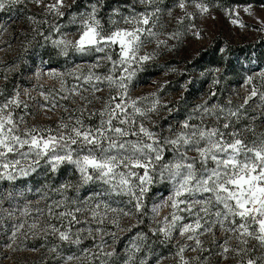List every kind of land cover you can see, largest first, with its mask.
<instances>
[{
    "label": "snow or ice",
    "instance_id": "1",
    "mask_svg": "<svg viewBox=\"0 0 264 264\" xmlns=\"http://www.w3.org/2000/svg\"><path fill=\"white\" fill-rule=\"evenodd\" d=\"M35 2L40 4L41 0ZM19 3L20 0H0V12L10 11ZM137 3L144 7L137 9ZM175 6L184 13L177 17V23L183 25L187 21L189 29L195 27L196 16L207 14L212 6L226 11L232 23L243 26L239 10L224 7L219 0L215 5L206 0H177ZM65 7L64 0H54V3L45 5L50 14L60 20L66 18L67 24L75 27L76 38H67V33L63 32L65 25L60 22L51 25L47 33L39 32V35L58 55L65 57L70 51L82 56L104 53L103 57H96L91 67L70 74L75 75L78 82L82 80L90 84L94 91H100L98 85L106 83L112 93L100 111L97 123H86L77 117L74 123H60L58 131L36 126L21 131L19 123L23 122L22 117L17 121L14 111L10 110V106L14 109L21 103L18 91L0 103V179L13 181L17 176L36 172L42 165L52 172L66 165L78 176L81 186L99 185V190L91 192L86 199L91 201L88 212L92 219L101 225L109 212L130 215L125 208L113 207L114 196L128 197L127 204L143 215L147 210L144 198L150 187L157 182H167L171 186L168 200L172 212L170 218L164 217L158 222V228L151 231L162 234L165 239H171L178 233L194 242V246L179 247L176 252L179 264H192L193 260L199 264V257H184L185 247L202 251L203 242L199 237L209 232L215 235L217 228L234 235L241 245L230 249L228 240L232 237L229 236L219 243L221 255L226 258L231 250L239 258L238 264H264V254L254 256L251 254L254 249L248 247L249 240L254 239L264 248V132L256 136L254 128H247L253 136L246 139L234 127L241 116L247 114L245 105L253 97H257L264 106V91H257L253 78L248 76L244 82L253 83V88L243 104L235 109L230 106L231 102L227 107L212 105V110L207 102L194 105L193 111L178 122L179 128L173 129L170 125L171 134L164 136L144 123L159 111L157 94L130 96L138 73L155 55L141 53L144 45L159 35L155 31L161 12L159 0H132L126 5L127 12L120 7L112 8L107 23L99 15V9L103 8L101 0L90 3L83 11H73L75 0L67 5V11ZM248 10L247 7L243 9L245 12ZM168 12L171 13V9ZM166 35L179 41L180 30ZM194 35L201 33L195 32ZM156 44L157 47L167 46V40H157ZM219 51L224 53L225 49L220 48ZM102 60L106 61L107 75L96 71ZM212 71L218 73L220 69ZM260 75L264 77V71ZM219 82L214 78V84ZM73 90H76L75 85ZM163 107L170 111L167 105ZM197 113L212 115L217 123L208 125L203 119L196 121ZM261 119L264 120V116ZM190 152L195 155L190 156ZM168 153L171 155L167 156ZM72 187L71 180H68L52 189L60 194L61 199L49 198L47 208L49 216L55 215L61 221L67 218V226L57 229L54 224H46L40 230L51 229L58 232L61 242L79 246L83 229L73 233L72 225L81 223L77 214L83 206L68 197L67 192ZM76 191L79 193L80 189ZM24 195L23 191L15 189L0 193V218L15 216L17 212L20 214V218L11 222L10 240L23 232L26 225L29 231L38 227L36 218L28 221L31 215L28 203L23 208L12 206ZM69 202L78 206L67 208ZM5 203L9 207L5 208ZM115 203L119 205V201ZM53 205L57 209L64 206L65 210L54 212ZM156 210L157 206H154L153 214ZM42 214L43 210L37 208L35 215ZM113 224L119 227L116 220ZM87 231L91 235L93 230L89 227ZM101 231V227L95 229L97 233ZM110 235L115 238V233ZM137 235L142 243L144 238L140 233ZM105 243L101 240L98 247L103 248ZM130 248L135 253L141 251L140 244L136 242ZM83 251L87 252V249ZM96 255L92 254L93 259ZM100 256L112 257L114 252L104 251ZM65 259L71 261L74 256L68 255ZM135 260L136 257L129 254L123 264H135ZM99 264H105L104 259ZM139 264H149L147 257L141 258Z\"/></svg>",
    "mask_w": 264,
    "mask_h": 264
},
{
    "label": "rangeland",
    "instance_id": "2",
    "mask_svg": "<svg viewBox=\"0 0 264 264\" xmlns=\"http://www.w3.org/2000/svg\"><path fill=\"white\" fill-rule=\"evenodd\" d=\"M166 1L159 0L161 12L155 29L159 35L146 43L141 53L148 52L149 54L155 53V55L145 63L143 70L135 78V87L130 90V96L133 98L140 95L157 94L160 101L159 111L150 119H145L144 123L164 136L171 134L170 125L173 129L179 128L178 122L193 111L194 105L207 102L212 110V105L227 107L231 102L230 106L235 109L243 104L253 88V83L244 82L248 76L253 78L257 91H264V77L260 75L264 71V65L259 59L258 46V40L264 38V6L236 5L232 7L239 10V18L243 26L232 23L226 11L212 6L207 14L197 15L194 21L195 27L189 29L187 21L183 25L177 23V17L184 15L175 6L177 0L175 2L168 0L169 3L171 2L168 6ZM72 2L73 0H64L65 11H67V5ZM95 2V0L85 1L83 6L75 11H83L90 3ZM101 2L106 3V8L99 9V15L102 21L107 23L112 8L120 7L127 12L126 5L131 4L132 0H101ZM50 3H54V0H41L40 4H37L35 0H20V3L10 11L0 12V103L15 95L17 91L19 92L21 103L14 109L10 106V110L14 111L17 121L22 117L23 122L19 123L22 131L32 126L51 127L53 131H58L60 123H74L77 117L82 118L86 123L95 124L98 122L100 111L104 109L112 93V89L106 83L98 85L100 91H94L90 84L82 80L78 82L75 75L70 74L91 67L96 57H103L104 53L82 56L70 51L65 57L48 53L43 42L37 46L34 45L36 42L34 33L42 24L48 22L49 18H56L45 8V5ZM136 7L142 9L144 6L137 3ZM246 7L249 9L247 12L243 11ZM168 9H171V13ZM189 10H192L191 6ZM64 25L63 32L67 33V38L75 39L77 35L75 27L68 25L67 22ZM178 29L180 30L179 41L166 35ZM195 32L201 35H194ZM217 37L233 46H242V49L235 54L224 52L223 59L230 57L233 65L236 66L234 73L223 74L224 64L218 66L211 64L204 70H189V76L185 75L187 62H192L201 55L206 56V49ZM157 40H167V46L157 47ZM46 45L52 47L50 43ZM221 48L226 51V45ZM105 63L106 61L102 60L101 67L96 69L101 75H107L108 69L104 67ZM215 68H219L220 72L213 73L212 70ZM214 78H218L220 82L214 84ZM93 83L96 82L93 81ZM190 83H194L195 89L191 94L189 93L191 97L188 96L186 100L182 97L188 89L192 88L189 87ZM74 85L76 90H73ZM164 105H167L170 111L165 109ZM245 109L247 114L242 115L234 127L242 133L244 138L251 139L253 133L247 128H254L256 136L264 132V120L261 119L264 116V106L257 97H253L252 101L245 105ZM242 112H244L243 109ZM93 113L95 115H92ZM253 116L255 119L252 118ZM200 119L208 125L217 123L214 116L197 113L196 121ZM170 155L171 153L167 154V156ZM189 155H195V153L190 152ZM61 170L64 171L62 177L57 180L55 178L52 183L48 184L41 180V176L46 171L56 174ZM35 175L40 180L32 182L31 179ZM68 180H71L73 185L72 189L67 192L68 197L70 200H77L79 205L83 206V210L77 214V219L81 223L72 225L73 233L83 229L80 231L81 244L79 246L60 242L56 238L58 232H52L51 229L40 230V227L46 224H54L57 229L67 226V218L61 221L55 215L49 216L47 208L50 203L49 198L51 200L61 199L60 194L53 192L52 189L58 188L62 182ZM158 186L159 190L149 207V217L156 229L159 226L158 222L164 217L170 218L172 212L168 200L170 184L158 182ZM77 188L80 189L79 193L76 191ZM13 189L25 193L23 198L13 202V208L17 205L23 208L28 203L31 208L28 221L31 222L33 218H36L38 227L33 230L35 232L33 234V231H29L26 225L23 232L10 240L11 222L20 218V214L17 212L15 216L0 218V264H99L101 259H104L105 264H123L129 254L136 257L135 264H139V260L144 257H147L149 264H179L176 256L179 247L194 246L193 241L186 240L178 233L174 234L173 238L167 239L172 244L169 250H153L144 239L141 243V237L137 235L140 233L137 229V212L130 204H127L128 197L114 196L112 199L113 207L125 208L130 215L109 212L104 223L98 224L88 212L91 201L86 198L91 192L99 190V185L81 186L78 176L66 165H62L56 172L42 165L36 172H30L27 176H17L13 181L0 179V193ZM29 189L31 191H28ZM116 201H119V205L115 203ZM76 206L78 205L69 202L66 207ZM154 206H157L155 214L152 212ZM4 207L7 208L9 205L5 203ZM37 208L43 210L42 215H35ZM62 210H65L64 206L57 209L53 205L54 212ZM113 220L117 221L119 227L114 226ZM89 227L93 230L91 235L87 231ZM97 227H101L103 231L95 232ZM214 231L215 235L209 232L199 237L203 242L202 251H192L185 247L184 257L186 259L199 257V264H238L239 258L231 250L226 258L221 255L219 243L231 236L232 238L228 240L231 249L240 247L239 241L234 235L223 230L217 228ZM110 233H115V238ZM101 240L106 241L103 248L98 247ZM133 242L140 244L139 253L131 250L130 246ZM248 247L254 249L251 253L254 256L264 254V248H261L254 239L249 240ZM84 249H87V252H84ZM104 251H112L114 256L101 257L100 253ZM93 253L97 254L95 259H93ZM68 255H73L74 259L66 260L65 257ZM192 264H197V261L193 260Z\"/></svg>",
    "mask_w": 264,
    "mask_h": 264
},
{
    "label": "trees",
    "instance_id": "3",
    "mask_svg": "<svg viewBox=\"0 0 264 264\" xmlns=\"http://www.w3.org/2000/svg\"><path fill=\"white\" fill-rule=\"evenodd\" d=\"M85 1H90V0H75V8L73 9L75 10H79L83 4L85 3ZM96 1V0H95ZM176 0H174L175 2ZM207 3H209L210 5H215V3L217 2V0H206ZM219 2L221 3V5H223L224 7H234V6H243V5H255V6H264V0H219ZM167 6L171 4V2L169 3V1H166ZM26 8V6H25ZM106 8V3H103V9ZM60 22L62 24L67 22V19H63L60 20L59 18H49L48 22L42 24L40 26V28L38 29L37 32L34 33V40L35 42V46H37L38 44L42 43L43 46H45V50L48 53H53V54H57V52L52 49V47H48L46 45V43H44V39L41 35H39V32H44L47 33L50 26ZM69 28V27H68ZM66 28V29H68ZM226 45V53H232L235 54L236 52H238L240 49H242V46H233L230 43H228L227 41H225L224 39H221L220 37L215 38V40L213 41V43L211 44V46L206 49L205 54L206 56L202 57L203 55L195 58L194 61L192 62H187V64L185 65V75L189 76V70H204L205 67H208V65H223L224 64V71L223 74H225L226 72H229V74H233L234 71L236 70V66L233 65V61L230 59V57H227L226 59L224 57V53H220L219 49L221 48V46ZM258 46H259V59L260 61L263 63L264 65V38H260L258 40ZM58 55V54H57ZM59 56V55H58ZM225 62H224V61ZM189 87H192L191 89H188L186 91V93L183 95V99H188V96H190L192 90L195 89V85L194 83H190ZM199 91V90H197ZM190 93V94H189ZM191 97V96H190ZM22 131V130H21ZM63 170H61L60 172L56 173V174H51L49 172H45L44 175H42L41 180H43L44 182L52 183V181L55 179L57 180L58 178L62 177L63 175ZM32 182H36L40 179H38L37 175H35L34 177H32ZM157 190H159V186H158V182L154 183L149 191L145 194V198H144V204L146 207V211L144 212L143 215H139L138 213H136V219H137V229L139 230L141 236L144 238L145 242L152 247L153 250H157V251H164V250H169V248L172 246L171 242H169L167 239H165L163 237L162 234H159L158 232L154 233L153 231H151L152 229H156L150 220L149 217V207L150 204L152 203L153 197L156 194ZM139 216V218H138ZM58 238V236L56 237ZM59 240V238H58ZM60 241V240H59ZM61 242V241H60Z\"/></svg>",
    "mask_w": 264,
    "mask_h": 264
}]
</instances>
